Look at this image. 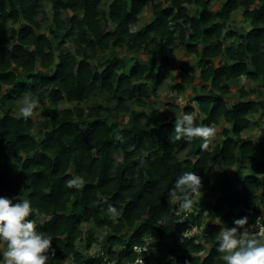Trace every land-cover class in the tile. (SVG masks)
<instances>
[{
  "label": "trees",
  "instance_id": "1",
  "mask_svg": "<svg viewBox=\"0 0 264 264\" xmlns=\"http://www.w3.org/2000/svg\"><path fill=\"white\" fill-rule=\"evenodd\" d=\"M239 12L243 25L229 28ZM177 50L194 57L189 69ZM170 69V91L196 96L173 115L152 100ZM242 78L264 87V0H0V196L30 199L55 264H101L102 253L129 264L148 241L146 264H226L219 232L245 216L247 232L264 226V126L246 136L264 122V99L242 87L230 103ZM24 95L39 100L40 122L15 115ZM193 111L217 129L207 150L200 137L175 139L176 118ZM186 171L202 179L191 211L170 195ZM77 176L84 185L67 187ZM97 228L108 233L93 255Z\"/></svg>",
  "mask_w": 264,
  "mask_h": 264
},
{
  "label": "clouds",
  "instance_id": "2",
  "mask_svg": "<svg viewBox=\"0 0 264 264\" xmlns=\"http://www.w3.org/2000/svg\"><path fill=\"white\" fill-rule=\"evenodd\" d=\"M19 104L20 115L25 121L40 107L39 100L28 95L22 96ZM195 118V111L176 118L175 139L190 141L200 137L201 150H207L217 129L204 124L196 125ZM84 183V179L77 176L67 181V187L81 188ZM201 188V177L193 171H186L176 179L170 195L176 197L177 192L182 193V197H177L178 207L191 211L194 205L192 194L201 191ZM108 212L113 221L120 216L119 211L111 205ZM38 218V209L32 206L30 199L0 196V243H6V249L0 252V264H46L50 260L51 264H55L53 239L38 229ZM247 224L248 217L245 216L236 219L234 227L219 232L217 251L224 253L222 259L226 264H264V236L249 235L245 229ZM169 259L174 261L173 257ZM137 264H144V258H140Z\"/></svg>",
  "mask_w": 264,
  "mask_h": 264
},
{
  "label": "rangeland",
  "instance_id": "3",
  "mask_svg": "<svg viewBox=\"0 0 264 264\" xmlns=\"http://www.w3.org/2000/svg\"><path fill=\"white\" fill-rule=\"evenodd\" d=\"M42 11L39 13V17L38 20L40 21V23L42 24L44 29H47L51 24H52V13H51V7L49 6V4H45V7ZM151 8H148L145 10L144 15L142 16L139 24H137L136 26H133L132 30L136 31L138 29H140L141 27H143L144 25L148 24L151 21ZM67 15L63 14V19L66 20ZM243 18H242V14L236 13L232 16V20L229 22V28H235L238 29L240 28L243 24ZM176 56L178 59V66H185V69H189L194 63V57L191 56H187L184 50H177L176 51ZM120 57H127V58H131V55L127 54V51H123V53H120ZM136 58L142 59V60H147L146 56H137ZM178 71L170 69L169 70V79L168 81L162 86L161 90H160V95L159 96H155L153 97V102L156 106L157 109L162 110L164 112H169L170 114H172V108L177 109V108H184L185 106H187L188 102H190L193 98H195L196 96L194 95L195 93L193 92V88L194 86H190L187 88L186 92L184 94L181 93H173L170 91V86L172 85V80L171 77L172 76H176L178 75L177 73ZM198 83V82H197ZM246 88V90H252V89H258L263 93V97L262 99H264V87L262 84L258 83H252L249 80H247L246 78H242L239 82V84L237 86H233L232 87V96L230 97V103H233V101H236L238 98V90L240 88ZM256 97V96H255ZM253 97H251L252 99ZM19 107L20 104L18 103L16 109H15V115L19 116L20 112H19ZM72 107L71 104H63L61 105V108H70ZM42 113H43V108H41V106L39 107V109L34 111L33 114V118L35 120H38L39 122L43 119L42 118ZM173 115V114H172ZM255 121L259 122V118H257ZM264 126V122L260 123L259 126H254V129L250 132H247L246 136L249 138H255L256 140H258L261 136V130ZM222 128H224V124H222L218 130L221 131ZM216 140L220 141L221 140V136L220 137H216ZM184 155H182L181 157H183ZM199 199V195L197 194L194 201L197 202ZM180 216V222H185V218L183 216ZM209 219H205L204 222L205 224L209 223ZM85 230L88 229V226L84 227ZM107 230L106 229H95V235L98 237L99 239V243L93 245L92 249H91V253L97 254L101 249H100V244L103 242L104 237L107 235ZM197 230H194L193 234H196ZM191 235V234H190ZM1 251L5 250L4 246L0 247ZM156 252V251H155ZM209 253V248H207L206 252L204 253V256H206ZM70 264V263H67Z\"/></svg>",
  "mask_w": 264,
  "mask_h": 264
},
{
  "label": "built area",
  "instance_id": "4",
  "mask_svg": "<svg viewBox=\"0 0 264 264\" xmlns=\"http://www.w3.org/2000/svg\"><path fill=\"white\" fill-rule=\"evenodd\" d=\"M181 213H179L178 215H180ZM183 223V222H182ZM258 227L259 229L257 230V232L255 233H250L247 232L249 235H256L257 237H261L264 236V226H262L261 224L258 223ZM197 230L198 233V229L195 227L194 230ZM194 230L191 233V235H194ZM190 234L188 236H191ZM148 247L147 251L145 252V249ZM134 253L137 255V259L135 262L133 263H129V264H137L138 260L140 258H144V264H146L145 262V257L150 256L151 254L155 253V248L152 246L151 242H146L145 245H136L133 248ZM102 255V263L101 264H119L116 260H111L107 255H105L104 253L101 254Z\"/></svg>",
  "mask_w": 264,
  "mask_h": 264
}]
</instances>
